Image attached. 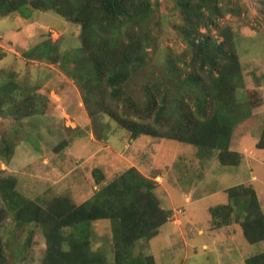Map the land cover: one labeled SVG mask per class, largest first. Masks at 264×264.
I'll return each mask as SVG.
<instances>
[{"label":"rangeland","instance_id":"374dc122","mask_svg":"<svg viewBox=\"0 0 264 264\" xmlns=\"http://www.w3.org/2000/svg\"><path fill=\"white\" fill-rule=\"evenodd\" d=\"M225 1L235 12L219 24L233 33L242 74L236 94L249 111L231 136L230 148L242 154L239 165L221 164L216 148L144 134L132 138L104 111L93 113L72 69L85 57L81 25L52 9L36 8L29 17L0 13V86L12 82V94L19 101L31 97L37 107L21 119L0 113V146L6 139L16 143L9 158L0 154V176H15L27 198L46 203L67 194L81 203L134 166L154 180L160 205L171 215L157 235L135 243L133 255H153L155 264H245L247 257L264 251V240L250 243L234 220L216 226L210 212L211 206L229 201L226 189L237 184L256 190L264 212V148L257 147L264 132V0ZM152 2L146 64L128 84L139 99L147 81L173 87L177 70H169L167 60L176 59L181 72L193 69L190 48L177 30L174 0ZM202 30L223 40L216 26ZM96 167L104 174L101 184L93 175ZM4 206L0 195V210ZM91 227V249L114 261L113 221L99 219ZM0 230L10 264L40 263L46 241L39 226L21 228L9 216Z\"/></svg>","mask_w":264,"mask_h":264},{"label":"trees","instance_id":"16d2710c","mask_svg":"<svg viewBox=\"0 0 264 264\" xmlns=\"http://www.w3.org/2000/svg\"><path fill=\"white\" fill-rule=\"evenodd\" d=\"M224 1L174 0L180 15L177 30L190 48L193 69L181 72L174 64L176 59L167 60L168 69L177 70L173 87L164 84L161 88L158 82L147 81L141 99L128 84L146 64L151 36L145 27L154 16L152 0H0V13L18 11L29 17L32 9L46 8L80 24V49L85 57L72 69L93 113L104 111L129 130L132 138L144 134L200 149L216 148L221 164L237 166L242 154L230 148L231 136L249 111L236 94L242 74L233 33L219 24L223 16L235 12ZM212 26L221 29V42L202 30ZM14 87L12 82L0 86V113L16 119L35 114L32 98L19 101L12 94ZM15 145L6 139L0 154L9 158ZM257 147L264 148V132ZM93 175L101 184L102 170L94 168ZM154 187L153 179L131 166L103 184L89 200L76 203L69 195L58 194L45 203L22 195L15 176H0V195L5 201L0 225L10 216L21 228L39 226L46 241L39 264H155L153 255L132 253L138 240L157 235L171 215L160 205ZM226 191L229 201L210 207L215 225L234 220L250 243L264 240V212L256 190L237 184ZM99 219L113 221L114 261L91 249V223ZM31 237L25 246L29 247ZM0 264H10L1 230ZM245 264H264V251L247 257Z\"/></svg>","mask_w":264,"mask_h":264}]
</instances>
